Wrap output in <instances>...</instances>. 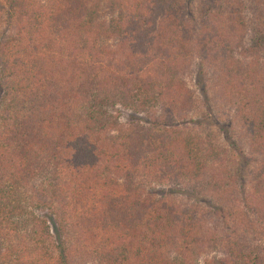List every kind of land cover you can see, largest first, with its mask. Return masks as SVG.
Instances as JSON below:
<instances>
[{"label":"trees","instance_id":"obj_1","mask_svg":"<svg viewBox=\"0 0 264 264\" xmlns=\"http://www.w3.org/2000/svg\"><path fill=\"white\" fill-rule=\"evenodd\" d=\"M232 1L220 14L204 0L193 39L192 13L178 0H112L124 14L108 28L84 23L81 0L53 9L0 0V264H195L212 239L202 216L146 190L209 169L217 178L204 142L179 136L193 119L183 78L192 53L261 156L241 200L231 184H211L220 201L211 215L228 234L206 264H264V248L248 247L236 230L247 216L264 229V65L226 51L244 32ZM259 18L264 24V1ZM119 106L146 121L121 124Z\"/></svg>","mask_w":264,"mask_h":264},{"label":"rangeland","instance_id":"obj_2","mask_svg":"<svg viewBox=\"0 0 264 264\" xmlns=\"http://www.w3.org/2000/svg\"><path fill=\"white\" fill-rule=\"evenodd\" d=\"M39 1L48 9H53L58 0ZM81 1L88 12V17H86L84 23L89 24L88 21L90 20L99 28L112 26L117 17L124 14L119 5H114L112 0ZM178 1L183 5L182 10L186 13V16L192 13V19L187 16L189 21L187 27L191 37L195 39L201 28L200 6L204 0ZM209 1L211 2V11H217L220 14H226L232 6L234 7L232 0ZM263 1L236 0V10H240L244 32L238 39L237 44L233 48L227 46L226 51H229L232 58L238 61L248 62L253 58L252 60H258L260 64L264 65V24L259 18ZM232 12L235 13V9ZM107 42L111 43L109 40ZM228 45H231V42ZM189 58L191 63L183 78L194 96V108L189 114L190 118L193 119L179 128V136L204 142L208 156L207 162L214 167L213 171L218 173L215 175L217 178H214L212 170L209 169L197 179L184 180L181 184L177 183V185L152 183L146 187V190L155 193L158 198L163 196L172 201L186 213L194 211L202 216L212 239L209 244H205L203 249L196 253L195 264H206L207 260H215L221 256L220 245L214 242L228 234L226 224L222 221V218H215L211 215V212H213L211 206L220 203L210 188L211 184L214 182H219L222 185L225 183L231 184L233 186L232 195L241 200L244 195L239 194V192L244 187L245 191L249 190L252 174L259 165L261 156L250 145L249 137L240 119L237 118L235 109L222 103L216 92L214 93L210 71L202 66L204 60L197 53H192ZM200 69H204V76L200 74ZM205 85L207 92L204 93L203 88ZM116 112L120 123L124 125L134 121H146L144 114H138L121 106L116 109ZM209 145H211L210 148ZM213 159H217V163H213ZM219 161L221 162L219 163ZM216 168L220 170H216ZM36 214L48 218L50 228L55 234V224L49 213L45 209H37ZM247 219L252 221L249 216H247ZM248 220L244 222V226L243 222L236 225L239 238L248 247L259 246L264 248V229L258 227L257 224L250 225ZM205 238L207 237L205 236ZM80 264L97 263L96 260L87 259Z\"/></svg>","mask_w":264,"mask_h":264}]
</instances>
